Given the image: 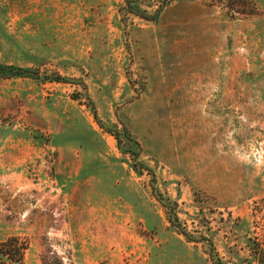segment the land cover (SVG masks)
I'll return each mask as SVG.
<instances>
[{"label":"rangeland","instance_id":"rangeland-1","mask_svg":"<svg viewBox=\"0 0 264 264\" xmlns=\"http://www.w3.org/2000/svg\"><path fill=\"white\" fill-rule=\"evenodd\" d=\"M0 61L25 264H264V0H0Z\"/></svg>","mask_w":264,"mask_h":264},{"label":"trees","instance_id":"trees-1","mask_svg":"<svg viewBox=\"0 0 264 264\" xmlns=\"http://www.w3.org/2000/svg\"><path fill=\"white\" fill-rule=\"evenodd\" d=\"M27 70L15 67L12 65L3 64L0 61V76L10 78L15 76H22ZM59 79H62L59 77ZM119 146L121 140L116 136ZM134 143L136 140L130 138ZM171 219V218H170ZM28 249V244L18 236L9 237L6 240H0V264H25V253Z\"/></svg>","mask_w":264,"mask_h":264}]
</instances>
